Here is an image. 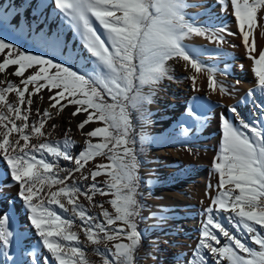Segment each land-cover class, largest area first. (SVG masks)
Returning a JSON list of instances; mask_svg holds the SVG:
<instances>
[{"label": "snow or ice", "instance_id": "snow-or-ice-1", "mask_svg": "<svg viewBox=\"0 0 264 264\" xmlns=\"http://www.w3.org/2000/svg\"><path fill=\"white\" fill-rule=\"evenodd\" d=\"M48 2L40 0L29 20L23 9L31 7V0H24L19 8L0 0V30L31 38L44 52L26 50L0 35V74H4L0 79V161L5 177H10L8 183L0 181V200L10 206L0 209V264H94L86 250L102 257L103 264H134L142 235L137 230L140 162L129 110L150 103L159 83L166 77L173 79L169 75L171 60H182L197 74L206 72L212 91L219 83L220 91L228 92L224 82L216 79L217 69L204 63L185 41L202 36L216 45L214 51L223 52L227 37L237 32L186 18L187 0H50L94 64L91 72H78L51 54L65 44L61 32L47 31L42 9ZM220 2L225 9H233L247 57L254 62L258 86L248 90L247 98L264 117V50L257 52L255 41H249L258 25V12L264 22V0ZM228 67L224 66L225 73ZM9 76L18 77L19 82ZM184 78L191 79L196 88V75ZM145 87L149 95L142 92ZM45 89L49 108L59 112L72 105V116L84 115L78 125L81 130L90 122H103L104 127L84 134L107 142L93 144L89 140L74 156L70 129L63 140L48 139L53 135L45 129L51 119L49 109L32 111V97L37 95L43 101L39 94ZM10 93L15 94L12 99ZM227 110L232 118L221 114L222 140L214 162L218 192L203 209L205 219L194 258L188 264H264V120L249 123L235 105ZM188 111L202 123L191 108ZM190 131L182 128L183 135ZM42 137L43 142H33V138L40 141ZM146 140L140 138L142 144ZM97 156H106L110 163L86 169ZM61 160L70 161L73 167H62ZM105 169L110 179L98 180ZM9 187L18 188L10 200L5 192ZM109 192L114 196L108 201L115 208L114 215L103 208V201L93 199ZM81 197L87 206L80 202ZM17 201L37 237L38 246L31 250L22 249L23 234L10 227L14 220L11 209L17 208ZM93 207L102 212H92ZM109 241L118 242L109 247Z\"/></svg>", "mask_w": 264, "mask_h": 264}, {"label": "rangeland", "instance_id": "rangeland-1", "mask_svg": "<svg viewBox=\"0 0 264 264\" xmlns=\"http://www.w3.org/2000/svg\"><path fill=\"white\" fill-rule=\"evenodd\" d=\"M194 1L199 4L196 7H200L202 10L201 14L196 17L190 13L192 6L195 7L192 3ZM3 2L5 4L11 3L19 8L22 0H3ZM187 3L189 6L185 10L186 18L193 19L197 24H200L198 21L200 19L203 21L201 24L205 26L226 27L228 31L237 32V35L227 37L228 43L223 45V52L214 51L216 45L205 37L207 51H198L189 46L191 51L204 63L215 67L217 69L216 74L236 75L237 79L240 80L239 82L242 81L240 75H246L248 78L241 83H249L248 90L256 88L258 79L253 71L255 65L247 57L242 38L238 33V23L233 15V9L230 6L225 9L220 0H187ZM23 14L27 19H33L32 13L30 14L29 11H25ZM18 19L19 17L13 19L12 23H16ZM226 19L232 22L230 27L227 26L228 21ZM257 20L258 25L252 30L249 41H255L258 52L264 50V27L259 26L260 23L264 22L260 21V12L257 13ZM51 30L62 33L58 21L53 22L52 27L50 24L47 26L49 34H52L50 33ZM0 35L5 37L3 30H0ZM16 36H19V39L9 40L18 43L26 50L44 54L31 38H25L22 35ZM62 39L65 46L61 50L52 52V56L73 70L91 72L94 69V64L79 37L70 30L66 36L62 34ZM190 39H194V36ZM208 58H212L214 62L209 63ZM226 64L229 66L227 73L224 72ZM168 65L170 67L169 75L173 79L164 78L158 85L161 89L164 85L172 82L192 83L191 79L184 78L189 76L185 62L171 60ZM14 68L15 66H12L9 71H14ZM29 72L31 69L26 71L25 75ZM11 80L19 82V78L15 76H12ZM226 86L228 92L224 93L225 107H220L218 102L212 104L208 98L206 99L201 95L193 97L191 104H175V106L164 107L162 106L163 100L155 92L151 97V102L144 104L145 107L142 106L139 110H129L134 126L133 135L137 140V160L140 162L137 168L139 177L137 200L140 201L141 208L140 216L137 218V230L142 235L140 245L134 254V264H188L189 259L194 258L193 253L198 244L200 229L205 219L203 209L211 204L212 197H215L218 192L219 174L214 169V162L218 156L222 133L216 118H220L221 114L232 118V113L227 109L236 104L238 90L241 88V86L233 88L232 85L228 84ZM248 90L244 95L247 94ZM142 92L145 95L150 94L147 87L143 88ZM9 95L14 96L15 94L10 93ZM39 95H43L44 99L47 100V89ZM67 107L73 108L74 106L68 105ZM189 108L201 118L202 123L189 114ZM95 122L96 127H104L103 122ZM233 122L236 123L235 120ZM182 128L191 131L188 135H183ZM142 136L147 137L143 144L140 142ZM101 142H104L103 137L97 143ZM142 146H147V148L143 149ZM111 147L112 144L109 148ZM104 151L107 152V149ZM101 158L100 161L91 164L88 169L95 170L97 164L108 165L110 163L106 156H101ZM2 169L3 162H0V171ZM97 179L100 181L110 179L107 175V169ZM9 180L8 178H0V181L4 183H8ZM210 185L211 187H209ZM226 187H231V185ZM17 191V187L5 189L9 200ZM97 195L104 202L103 208L114 215L115 208L108 203L114 198L112 193L109 192L104 196ZM9 207L5 201L0 200V209ZM51 207L53 210L57 208L55 205ZM11 212L14 220L10 222V227L14 231L22 233L24 237L22 249L31 250L38 246L34 230L25 219V214L19 209V201H17V208L11 209ZM120 223L117 222L118 225ZM27 228H29V232L25 233L24 230L26 231ZM81 239H84L82 235ZM116 242L118 241H109L108 246L111 247ZM124 242L127 243L126 240ZM252 246L259 250V246L254 244ZM13 251L17 255L20 254V251L15 248ZM89 252V259L94 264H103L102 257L92 255L91 251Z\"/></svg>", "mask_w": 264, "mask_h": 264}, {"label": "bare ground", "instance_id": "bare-ground-1", "mask_svg": "<svg viewBox=\"0 0 264 264\" xmlns=\"http://www.w3.org/2000/svg\"><path fill=\"white\" fill-rule=\"evenodd\" d=\"M39 2H40V0H31V7H27L25 9H23V12L29 11L31 14L33 12V10L37 7V4ZM192 3L195 7L192 6L190 13L192 16L196 17V16L201 14L202 10L200 7H196L199 5V4H197L196 1H194ZM23 4H24V0H22L20 6ZM45 12H47V13H45ZM42 15L45 16V18H46L45 24L47 26L50 24L52 27L53 22L58 21L59 27L62 31L63 36H66L67 32H70V30L73 31L64 23L63 18H62V14H60L58 11L54 10V5H52L50 3V0L48 2L47 6L42 9ZM226 20L228 21L227 26L230 27L232 25V22L229 19H226ZM198 21L200 24L203 22L200 19ZM53 32H54V30L50 31V33H53ZM231 40H233V39H231ZM205 41H206L205 38L202 36H194V39H188L185 42H186V44L197 49L198 51H207V46L205 44ZM233 41H235V40H233ZM220 60H218V61H220ZM208 62L213 63L214 60L212 58H208ZM186 69H187V74L189 76H192V75L197 76L196 88L193 89L191 82L185 83L184 81L183 82L168 83V84L164 85L163 89H161L158 86V88L155 92H157L158 95L160 96V98L163 100L162 106L166 107V106H175V104H180V105H185L187 103L191 104V103H193L192 102L193 97L201 95L204 98L206 97V99L208 98V101L210 103L216 104L218 102L221 105L220 107H225V104H224L225 96H224V93H222L219 89V83L217 84L216 90L212 91L209 88V76L206 72L202 71L201 73L197 74L190 67H186ZM3 78H4V74H0V79H3ZM11 78H12V76L8 77V79H11ZM240 78H242V81H243V80H246L248 78V76L240 75ZM216 79L218 82L223 81L225 85L228 84V85H232V86L236 84V81H240L237 79L236 75H234V76L233 75H223L222 73L216 74ZM241 82L235 86L238 88L241 86V88L238 90L239 91L238 98H237V100H235L236 101L235 106L237 107L239 113L249 123L253 122L254 120H264V117H262L259 112L255 111L253 105L251 104V102L247 98V94L244 95V93L248 90L247 87L250 86V85H248L249 83H241ZM148 91H149V89H148ZM12 98H13V96L9 95V99H12ZM32 99L34 101V103L32 105L33 113H35V109L37 107L40 108L41 113L46 108H48L50 113H51V119H49L47 121V123L45 124V129L48 131H52V133H53L52 137H48V139L54 138L56 140H63L65 138L64 133L66 131H68L69 129L71 130L69 132V136L75 142L72 149H71L74 156L78 155L79 152L87 146L89 140H91V142L93 144L100 141L101 137H91L90 138L84 134L88 131H91L93 128L96 127L95 121L90 122V124L86 125L83 130H81L78 127L80 121L83 120L85 117L82 114H78L77 116H72V112L75 111L74 107L73 108L66 107L62 111L57 112L56 109L49 108L48 99L47 100L43 99V101H41L38 99L37 95H34L32 97ZM200 100H202V99H200ZM31 122H32V116L29 117V121H28L30 126H31ZM216 122L221 127V124H220L221 119L219 117L216 118ZM17 123H20V121H17ZM53 124L56 125V127L54 129L51 128V125H53ZM43 140H44L43 137L40 138V141H36L35 138H33V142H43ZM49 159H52V158L49 157ZM101 159H102L101 156L95 157L94 160H91L88 162V164L85 166V168L88 169L91 164H93L96 161H100ZM0 162H2V161H0ZM60 164L62 167H73V165L70 161L61 160ZM0 178L10 179V177H5L4 168L2 169V171H0ZM93 199H94V202H100L101 201L100 197L98 195L95 196ZM80 202L84 203L86 206L88 204V202L85 201L83 197L80 198ZM55 210H57V208ZM92 212L99 214L102 212V209L97 208V207H93ZM24 232L25 233L29 232V228H27L26 231L24 230ZM223 242L224 241L222 240L221 243H223ZM89 251L90 250L86 251V255L88 257L90 255Z\"/></svg>", "mask_w": 264, "mask_h": 264}, {"label": "trees", "instance_id": "trees-1", "mask_svg": "<svg viewBox=\"0 0 264 264\" xmlns=\"http://www.w3.org/2000/svg\"><path fill=\"white\" fill-rule=\"evenodd\" d=\"M4 35H5V37L8 38V39H19V36L13 35V34H12L11 32H9V31H4ZM105 99H108V98L105 97ZM109 102H111V101L109 100ZM143 107H145V106L143 105ZM104 142H107V141L104 140ZM109 146H111V143H109ZM142 148H143V149H144V148H147V146H142ZM138 202H140V201L138 200Z\"/></svg>", "mask_w": 264, "mask_h": 264}]
</instances>
